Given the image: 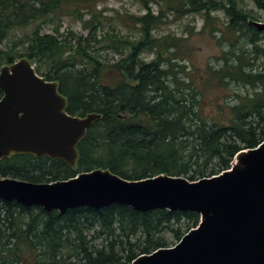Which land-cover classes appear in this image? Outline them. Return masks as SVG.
I'll list each match as a JSON object with an SVG mask.
<instances>
[{
  "label": "trees",
  "instance_id": "16d2710c",
  "mask_svg": "<svg viewBox=\"0 0 264 264\" xmlns=\"http://www.w3.org/2000/svg\"><path fill=\"white\" fill-rule=\"evenodd\" d=\"M252 1L264 10V0ZM139 2L145 13L126 15L137 37L125 38L111 26L102 36L108 44L97 47L104 25L97 0H0V68L24 58L57 83L67 113L101 114L79 140L74 164L11 154L0 160V178L50 182L103 167L131 180L160 173L196 180L229 168L239 150L264 141V32L248 23L258 16L239 0ZM151 3L159 4L158 13ZM164 10L201 14L202 30L219 28L218 64L205 67L201 84L178 76L166 55L181 39L154 35ZM215 11L224 14L221 27ZM64 16L79 21L83 31L61 32ZM56 21L50 31L43 28ZM30 25L12 45H2L12 31ZM98 48H112L119 57L101 59ZM144 51L154 57L146 60ZM232 83L251 91L231 92ZM211 84L222 91L212 100L204 93ZM223 92L232 100L221 98ZM208 102L212 111L203 113ZM198 221L197 213L180 210L115 204L46 212L0 198V264H131L142 253L175 244Z\"/></svg>",
  "mask_w": 264,
  "mask_h": 264
},
{
  "label": "water",
  "instance_id": "95a60500",
  "mask_svg": "<svg viewBox=\"0 0 264 264\" xmlns=\"http://www.w3.org/2000/svg\"><path fill=\"white\" fill-rule=\"evenodd\" d=\"M248 23L264 32V21ZM0 90V160L30 153L74 164L79 140L101 118L67 113L57 83L24 58L0 68ZM257 146L239 150L230 170L196 180L163 173L131 180L95 167L50 182L2 177L0 198L46 212L115 204L194 212L197 228L131 264H264V141Z\"/></svg>",
  "mask_w": 264,
  "mask_h": 264
},
{
  "label": "rangeland",
  "instance_id": "374dc122",
  "mask_svg": "<svg viewBox=\"0 0 264 264\" xmlns=\"http://www.w3.org/2000/svg\"><path fill=\"white\" fill-rule=\"evenodd\" d=\"M239 2L246 10H251L255 15H257L258 20L264 21V10L258 8L252 0H239ZM150 7L154 13L159 12V4L151 3ZM95 8L102 14V22H104L102 28L97 30V37L101 39V43L97 44V47L101 44H108V42H106L107 40L102 38V36L106 33V31H111V26H114L119 34L123 35L125 38L132 39L133 37H137V26L128 16L141 15L145 13L143 5L139 2V0H97ZM164 11L162 22L155 30H153L154 35L157 38L170 35L181 39L175 46L169 47V53L166 55L173 57L172 62L176 63L173 69L178 76L185 78V75H190L193 81H198L201 84V81L203 80V76L201 75L204 73L205 67L208 64H218L216 57L220 52L219 48L222 46V43H218V38H221L219 28H217L214 32H210L209 28L202 30L203 17L201 14L190 13L182 16H176L171 10ZM213 15L217 16L219 19L214 22L216 23L215 26L221 27L223 23L222 21L225 18L224 14L221 11H215L213 12ZM60 21L59 29L61 32L66 29H72L76 32L83 31L81 23L74 20L72 17L64 16ZM56 24L57 21L52 24H45L43 25V28L50 31ZM32 27L33 25H30L26 29L12 31L7 39L4 40L2 45H12L14 41L23 37L22 35H24V33L30 32ZM224 36L227 38V35L224 34ZM226 43L227 42L224 41V44ZM222 48L227 49L226 45ZM97 50L101 56L100 58L104 60L112 61L113 59L119 57V53L114 51L112 48H98ZM142 57L146 60H151L154 57V53L153 51H144L142 53ZM218 88L219 87L214 84L206 87L204 89L205 96H207L206 98L211 99L221 93L222 91ZM229 89L231 92L236 90L242 94L247 91H251L250 87L246 88L233 83L229 86ZM226 95L227 94L223 92L221 98L225 97V100L231 101L232 95ZM211 106L212 104L208 102L205 110L202 112H211Z\"/></svg>",
  "mask_w": 264,
  "mask_h": 264
}]
</instances>
